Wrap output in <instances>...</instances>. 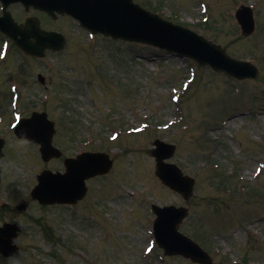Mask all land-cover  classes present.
I'll return each instance as SVG.
<instances>
[{
    "label": "rangeland",
    "instance_id": "374dc122",
    "mask_svg": "<svg viewBox=\"0 0 264 264\" xmlns=\"http://www.w3.org/2000/svg\"><path fill=\"white\" fill-rule=\"evenodd\" d=\"M134 1L162 10L164 18L220 43L231 55L252 60L259 76L237 81L209 68L200 71L191 60L154 47L89 38L68 17L51 21L11 6L17 21L34 15L46 28L63 31L67 45L32 59L9 44L0 58V133L11 135L10 85L15 84L16 110L22 115L44 110L55 123L53 143L65 154L103 150L115 163L106 176L87 182L85 200L72 208L29 201L25 210L12 213L1 205L28 200L36 173L60 169L61 159L43 162L35 145L7 138L0 162V224L14 219L22 232L16 239L20 252L9 260L0 257V264H193L163 256L157 247L144 253L149 232L140 225L148 223L143 199L182 203L153 174L154 159L146 150L155 138L175 143L170 160L195 177L181 231L198 239L213 261L264 264V0ZM240 4L253 6L256 28L249 36L240 35L233 18ZM3 39L0 34V44ZM39 72L47 76L46 90L34 82ZM191 73L193 81L182 90ZM174 93H179L177 103L171 100ZM139 125L140 133H127ZM113 132L117 136L110 140ZM212 164L222 177L206 170ZM105 225L110 234L102 239ZM44 228L52 236L44 237Z\"/></svg>",
    "mask_w": 264,
    "mask_h": 264
},
{
    "label": "water",
    "instance_id": "95a60500",
    "mask_svg": "<svg viewBox=\"0 0 264 264\" xmlns=\"http://www.w3.org/2000/svg\"><path fill=\"white\" fill-rule=\"evenodd\" d=\"M18 0H3L4 4L8 5L11 2ZM24 4H32L53 12L54 9L60 12L70 13L79 17L81 22L92 29L100 31L104 34L111 35L115 38L128 40H138L154 45H158L170 51H176L180 54L194 58L200 64H208L214 69L225 71L226 73L236 76H254L255 73L251 67L244 63H239L225 55L224 50L219 46L214 45L200 36L174 26L168 22L162 21L155 15H152L137 5H133L130 0H20ZM236 16L242 26L244 33L248 34L253 29L251 12L247 9H241L236 13ZM0 28L9 36L13 37L17 44L25 51L40 55L45 48H54L48 40L56 36L45 34L39 31L36 20H28L25 26H15L5 15L0 19ZM20 35V37H18ZM35 38L36 42L32 43L29 38ZM241 68L245 73H240L237 68ZM41 120V118H37ZM32 121L29 122L32 123ZM40 133L37 136L28 134V138H34L41 142L44 149L48 150L50 143L51 131L49 127H44L41 121ZM38 133V132H37ZM161 147V146H160ZM161 148L153 150L157 159V173L173 188L181 191L185 196L184 185L180 182L183 179L179 177L177 172L171 167L163 165L162 159L164 155L160 153ZM52 152V151H50ZM171 154V151L166 152V156ZM44 157V155H43ZM92 155L91 158H95ZM45 158V157H44ZM109 169V163L103 165V170ZM97 168H92L88 163L80 164L73 167L71 173L66 176L72 183L79 184L85 176L94 172H103ZM171 175H169V173ZM61 182L62 179H60ZM38 187L33 194L43 202H51L58 200L57 198H49L50 193L38 191ZM165 211H158L159 218L155 224V235L160 246H162L168 254H182L189 257L193 261L202 264H212L206 254L188 238L176 232V227L181 218L185 215V210L166 208ZM6 239L0 240V247L7 248L15 252L16 248L10 243L11 237L15 235L12 229L6 230ZM9 245V246H8Z\"/></svg>",
    "mask_w": 264,
    "mask_h": 264
}]
</instances>
